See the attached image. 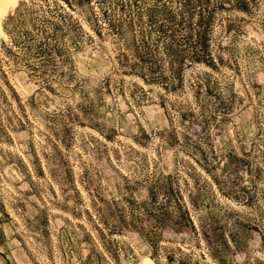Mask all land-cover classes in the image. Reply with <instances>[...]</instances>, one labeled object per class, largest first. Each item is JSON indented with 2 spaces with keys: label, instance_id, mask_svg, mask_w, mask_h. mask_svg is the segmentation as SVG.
Instances as JSON below:
<instances>
[{
  "label": "rangeland",
  "instance_id": "374dc122",
  "mask_svg": "<svg viewBox=\"0 0 264 264\" xmlns=\"http://www.w3.org/2000/svg\"><path fill=\"white\" fill-rule=\"evenodd\" d=\"M33 1L38 8L30 14L29 31L51 15L49 8L55 9V0H21L3 19L0 33V264H80L88 246L80 245L75 255L60 239L62 229L88 225L86 217L73 212L93 200L102 205L103 200L131 195L127 179L145 180L155 171L180 173L192 196L200 195V206L235 212L232 218L249 232V249L240 259H264L263 0L251 12L226 13L230 19L219 31L233 24L223 34L227 64L220 70L188 69L186 87L178 94L114 73L123 42L110 33L107 22L122 15L125 0H93L86 10L57 0L81 27L76 43L59 35L55 70L37 76L39 71L16 60L2 43L10 44L4 30L7 17L21 2ZM141 1L147 6L158 2ZM7 59L20 64L9 66ZM198 75L216 82V92L227 98L237 95L229 114L216 113L218 99L211 96L206 122H193L202 113L189 81ZM86 103L101 109L107 131L117 129L112 138L88 124L82 114ZM198 147L212 163L209 170ZM215 149L225 157L233 151L244 166L235 171L214 167ZM57 175L60 182L54 180ZM146 192L141 186L133 195L141 199ZM121 239L138 258L124 264L151 259L148 246L135 234Z\"/></svg>",
  "mask_w": 264,
  "mask_h": 264
},
{
  "label": "trees",
  "instance_id": "16d2710c",
  "mask_svg": "<svg viewBox=\"0 0 264 264\" xmlns=\"http://www.w3.org/2000/svg\"><path fill=\"white\" fill-rule=\"evenodd\" d=\"M92 1L65 0L71 8L81 10L88 9ZM55 3V9L49 8L51 15L43 17V23L31 31L26 26L32 23L30 14L38 8L34 1L21 2L4 23L10 44L2 42L3 45L16 60L28 64L33 72L39 71L37 76L55 70L60 56L59 35H67L75 42V32L81 27L57 0ZM257 3L258 0H158L147 6L141 0H125L120 7L122 15L107 22L110 33L123 42L114 59V73L137 77L146 85L161 87L166 93H181L186 87L188 69L204 66L220 70L227 64L223 34L233 24L229 22L228 27L219 31L230 19L231 15L226 13L251 12ZM109 15L105 11L104 16ZM6 64L20 63L7 59ZM112 80L111 76L105 81V88L110 87ZM45 85L51 86V83ZM215 88L216 82L201 75L190 79L189 89L200 103L202 113L193 122H206V100L211 96L218 99L216 113H230L237 95L233 93L227 98V94L216 92ZM86 104L82 114L88 124L104 134L109 132L111 135L107 138H112L117 129L107 131L101 109L94 103ZM181 116L188 115L181 113ZM216 153V149L212 151L216 158L214 167L235 171L244 166L245 161L233 151L228 157ZM197 154L205 156L203 167L209 170L212 163L208 155L199 147ZM41 174L45 176L42 168ZM59 176L54 177L56 182L61 181ZM181 177L180 173L166 175L155 171L145 180L127 179L131 195L102 199V205L93 200L73 212L86 217L88 225L79 223L71 229H62L61 241L69 243L75 255L80 254V245L88 246V253L79 258L80 264L138 261L134 251L121 239L126 233L135 234L148 246L149 257L155 264H264V259L258 257L240 259L249 249V232L238 219L232 218L235 212L200 206V195L192 196L187 188L189 181L182 183ZM141 186H146L147 192L139 199L133 192Z\"/></svg>",
  "mask_w": 264,
  "mask_h": 264
},
{
  "label": "bare ground",
  "instance_id": "6f19581e",
  "mask_svg": "<svg viewBox=\"0 0 264 264\" xmlns=\"http://www.w3.org/2000/svg\"><path fill=\"white\" fill-rule=\"evenodd\" d=\"M21 0H0V33H2V21L8 12L15 8ZM138 264H155L151 259H144Z\"/></svg>",
  "mask_w": 264,
  "mask_h": 264
}]
</instances>
